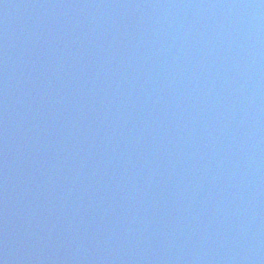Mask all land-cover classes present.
<instances>
[{"label":"water","instance_id":"obj_1","mask_svg":"<svg viewBox=\"0 0 264 264\" xmlns=\"http://www.w3.org/2000/svg\"><path fill=\"white\" fill-rule=\"evenodd\" d=\"M0 264H264V0H0Z\"/></svg>","mask_w":264,"mask_h":264}]
</instances>
